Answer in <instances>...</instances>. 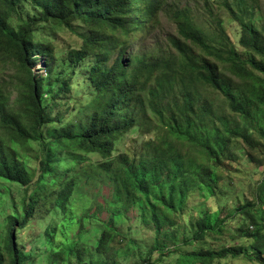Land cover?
Wrapping results in <instances>:
<instances>
[{
  "label": "rangeland",
  "instance_id": "374dc122",
  "mask_svg": "<svg viewBox=\"0 0 264 264\" xmlns=\"http://www.w3.org/2000/svg\"><path fill=\"white\" fill-rule=\"evenodd\" d=\"M226 2L256 31L264 30V0H164L151 31L139 34L137 53L172 56L177 66H183L185 57L171 44L170 38L180 37L172 11L186 8L205 32L209 43L223 44L217 27V22L221 21L242 59L252 57L240 44L241 26L226 7ZM32 16L39 18L41 11L30 2L23 1L9 20L10 27H19L21 19ZM36 27V39L48 48L46 55L39 53L35 56L31 72L45 78V104L48 105L50 119L43 126V141L11 144L33 181L23 186L0 178V247L11 216L21 219L23 207L32 201L35 206L31 219L16 230L21 264H177L185 254L224 248L244 250L238 256L217 259L215 264H264L254 250V241L249 238L250 231L264 233V203L260 201L259 189L264 177V138L259 132L260 126L264 125V116L255 114L253 119L234 115L223 94L200 84L203 98L213 105L218 117L216 124L231 128L234 133L228 135L226 146L219 150V159H210L198 145L175 143L154 118L147 123L145 131L135 126L118 140L113 152L114 160L124 155L130 162L137 161L152 148L147 145L151 141L158 145L177 146L194 167H201L197 172L202 168L212 172L211 185L190 187L183 202L178 203L176 197L173 206L150 196L151 203L157 208L154 211L144 195L133 205H126L123 200L118 202L115 184L106 169L98 167L104 160L96 153L66 151L60 168L64 171L71 166L76 165V168L71 169L61 183L52 185V178L42 173L40 159L46 158L53 145L55 137L52 131L75 119L79 108L90 100L94 88L88 74L94 55L79 63L70 60V51L79 48L88 35V29L81 20L59 26L42 22ZM195 47L201 54L202 50ZM8 58L5 56L0 65V83L8 108L26 123L20 92L27 71L24 72ZM221 67L225 75L231 76L223 64ZM64 82L68 85L65 86ZM70 180L74 182V189L69 201L63 205L58 192ZM193 181L198 183L197 175L193 176ZM163 192L167 195L166 188ZM245 211H251L258 217L255 230H248L251 222ZM202 220L209 228L205 238L187 243L200 230ZM104 231L109 232L108 241L99 249ZM179 263L186 262L181 260Z\"/></svg>",
  "mask_w": 264,
  "mask_h": 264
},
{
  "label": "trees",
  "instance_id": "16d2710c",
  "mask_svg": "<svg viewBox=\"0 0 264 264\" xmlns=\"http://www.w3.org/2000/svg\"><path fill=\"white\" fill-rule=\"evenodd\" d=\"M23 1L40 10L41 16L21 19L19 27L12 28L9 20ZM163 6L164 0H0V65L8 56V60L15 61L24 72L27 71L20 92L26 123L8 108L0 83V178L23 186L31 184L32 176L11 144L43 141V126L50 119L48 105L45 104V78L31 72L35 56L39 53L46 55L48 48L36 39L35 27L42 22L59 26L81 20L88 29V35L79 48L70 51L69 57L71 62L79 63L94 55L88 74L93 94L79 108L75 119L52 131L55 137L53 145L46 158L40 159L42 173L52 178V185L59 184L71 169L76 168V165L65 171L60 168L66 151L96 153L104 160L98 167L105 168L115 184L117 201L133 205L144 195L154 211L157 208L151 203L150 196L173 206L176 197L178 203L183 202L190 187L211 185L212 172L204 168L197 172L201 167H194L177 146L149 141L147 145L152 148L131 162L124 155L114 160L113 152L118 140L135 126L145 131L147 123L154 118L175 143L198 145L210 159H219V150L226 146L228 135L234 133L231 128L216 124L218 117L213 105L203 98L199 85L223 94L234 115L253 119L255 114L264 116V30L256 31L226 2L230 13L239 20L242 30L240 44L252 55L243 60L232 46L221 21L217 22V27L224 42L216 46L208 42L205 32L198 27L189 10H173L180 37H171L170 42L185 57L183 66L179 67L172 56L137 53L139 34L151 31ZM195 46L202 50L201 54ZM221 64L231 76L224 74ZM63 84L68 85L67 82ZM259 132L264 138V125L260 126ZM247 142H250L249 138ZM194 175H197L198 183L193 181ZM73 189L74 182L70 180L58 192L60 203L65 205L69 201ZM259 189L260 201L264 203V177ZM34 206L29 201L23 207L21 219L11 216L0 247V264H21L16 230L29 222ZM245 212L251 222L248 230H255L258 217L251 211ZM207 231L209 228L202 220L200 230L187 243L203 240ZM108 237L109 232L104 231L99 249L104 247ZM249 238L254 241V250L264 263V233L250 231ZM243 250L206 249L185 254L180 261L185 264H215L217 259L238 256ZM180 261L178 259L177 264Z\"/></svg>",
  "mask_w": 264,
  "mask_h": 264
}]
</instances>
